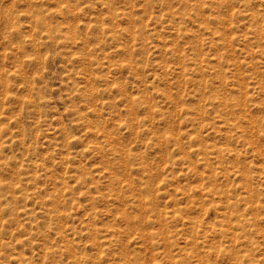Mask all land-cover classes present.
I'll list each match as a JSON object with an SVG mask.
<instances>
[{
	"label": "rangeland",
	"instance_id": "1",
	"mask_svg": "<svg viewBox=\"0 0 264 264\" xmlns=\"http://www.w3.org/2000/svg\"><path fill=\"white\" fill-rule=\"evenodd\" d=\"M0 264H264V0H0Z\"/></svg>",
	"mask_w": 264,
	"mask_h": 264
}]
</instances>
